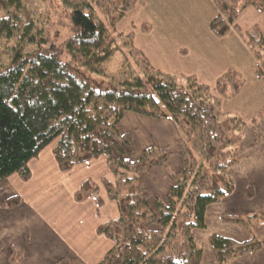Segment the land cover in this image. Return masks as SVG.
<instances>
[{
    "label": "trees",
    "instance_id": "obj_1",
    "mask_svg": "<svg viewBox=\"0 0 264 264\" xmlns=\"http://www.w3.org/2000/svg\"><path fill=\"white\" fill-rule=\"evenodd\" d=\"M57 1L74 28L63 42L54 35L48 0H0V208L21 204L18 194L4 198L3 184L12 176L30 181L31 162L49 148L62 173L106 157L112 177L86 179L73 194L77 204L93 200L98 217L108 200L118 207V217L96 228L112 243L98 264H205L196 231L206 229L208 207L235 191L231 169L241 160L246 126L258 119L222 108L223 97L242 90L243 75L229 69L212 87L156 67L135 44V32L118 28L139 0ZM211 1L218 10L211 31L223 37L237 30L259 63L255 76L263 78L264 34L259 25L242 31L237 20L249 7L264 14V0ZM141 27L152 31L148 23ZM127 112L173 121L181 134V171L171 170L173 151L160 146L137 157L133 133L119 128ZM158 167L174 178L164 198L143 178ZM254 194L249 187L247 196ZM221 221L245 227L250 238L211 234L212 264H232L264 247V213L224 214ZM23 257L13 245L11 263Z\"/></svg>",
    "mask_w": 264,
    "mask_h": 264
},
{
    "label": "crops",
    "instance_id": "obj_2",
    "mask_svg": "<svg viewBox=\"0 0 264 264\" xmlns=\"http://www.w3.org/2000/svg\"><path fill=\"white\" fill-rule=\"evenodd\" d=\"M217 13L215 12L216 15ZM152 31H154L153 26ZM234 31L239 34L237 30L234 29ZM231 33L230 30L225 36H218V38L225 40V37ZM242 40L249 47L243 37ZM194 54L195 51L192 48L184 46L182 43L175 50L174 58L179 63L184 61L187 64L188 59H192ZM196 54L207 61L208 65H205L204 62H196L195 64L190 62V65L193 66L189 68L190 70L184 71H170L156 65L146 55L156 67L164 71L174 74L195 75L199 82L205 84L208 83L199 78L196 71L197 67L202 68L205 72L209 67L213 68L217 71L216 79L229 69H235L244 75V72L242 73V70L232 62L230 51H224L216 61L200 52ZM251 63L253 64L252 60ZM258 65L257 61L255 67H251V73ZM262 81L263 78L255 76L253 82L256 83L255 86L257 87ZM238 95L223 97L221 100L223 110L235 114L236 109L228 108L227 105L232 103ZM119 128L122 132L131 131L133 133L137 157L146 148L157 145L173 151L170 160V168L173 172H179L183 169V158L180 152L181 134L173 121L169 119L156 120L134 112H127ZM239 152L241 160L237 166L231 169V176L236 184L235 191L221 202L208 207L206 212L207 227L204 230L196 231V234L204 241L205 264H212L213 251L209 241L211 234H219L237 241H246L250 238V233L245 227L222 222V215L245 216L256 212L264 213V112L257 119V123L246 126ZM113 153L116 157L120 155L117 150H114ZM31 168L33 176L30 181L24 182L18 176H12L5 182V194L7 192L9 193L7 196L18 194L22 201L13 210L0 208V243L4 245L0 252V264H13L10 261L13 245L20 246L24 250L23 260L18 264H55L63 257L68 258L70 264H98L109 251L112 243L104 236L96 233L97 226L104 221L101 220L102 212L100 217L97 216L94 201L89 199L82 204H77L73 200L74 204L70 211H74L75 208L74 214H63L62 208H60L57 214L48 218L40 200L48 190L58 189L62 187L63 183H67L68 180L72 181L78 176L79 179L74 186L70 183L61 188L65 189V193L72 199L82 181L86 179L99 180L103 176L109 177L107 158L101 157L90 163L78 165L68 173H62L59 171L49 148L42 153L39 159L31 162ZM143 178L152 193L162 198L167 195L174 184L172 173L163 167L155 168L150 173L143 175ZM249 187L254 189L253 198L247 196ZM77 205H82V208L79 210ZM87 212H89V216ZM64 216L67 218L62 221ZM51 218H60L58 229L46 227L44 224L43 220L52 223L54 220L51 221ZM85 220L87 222L83 226L82 222ZM232 264H264V247L257 252L236 259Z\"/></svg>",
    "mask_w": 264,
    "mask_h": 264
},
{
    "label": "rangeland",
    "instance_id": "obj_3",
    "mask_svg": "<svg viewBox=\"0 0 264 264\" xmlns=\"http://www.w3.org/2000/svg\"><path fill=\"white\" fill-rule=\"evenodd\" d=\"M48 1L51 10L50 18L54 23V35L59 41L63 42L70 37L74 30L69 12L63 10L57 0ZM216 8L211 0H139L135 9L119 23L118 28L123 32L133 30L136 34L135 44L141 47L156 65L170 71L187 70L193 66L190 65V62L194 64L204 62L205 65H208L207 61L196 54L198 52L216 61L224 51H230L232 62L242 70V73L244 72L245 85L236 99L232 103H228L227 107H233V109H236L235 114L251 122L252 119L259 118L260 114L264 112V77L262 83L256 87V83L253 82L255 80V70L251 73V67H255L257 59L251 49L243 42L241 34L239 33L240 37L233 27L230 29L231 35L225 37V40L218 38L211 32V22L216 16L215 12H218ZM142 23L152 25L154 31L144 33L141 27ZM237 24L242 31L254 25H259L264 34V14L253 7L247 8L240 15ZM182 43L195 51V54L191 57L192 59H188L187 64L184 61L179 63L174 58L175 50ZM196 71L201 80L206 81L212 87L215 85L217 71L213 68L209 67L205 72L202 68L197 67ZM109 177H112V174ZM78 179L79 176L73 178L72 181L68 180L67 183H63L62 187L48 190L45 193L40 202L43 204L48 218L57 214L60 208H62L63 214H74L75 208L74 211H70L74 204L73 199L65 193V189L61 188L70 183L74 186ZM3 186H5V183ZM8 194L7 192L4 198ZM102 194L106 196L104 190H102ZM77 206L79 210L82 208V205ZM78 212L80 213V211ZM87 213L89 216V212ZM118 215L119 211L116 203L113 200H108L107 205L102 209L101 220L106 222L118 217ZM65 218L67 217L64 216L62 221ZM59 219L51 218V221L54 220L52 223L46 220H43V222L46 227L58 229ZM86 222V220L82 222L83 226ZM68 229L71 230V228Z\"/></svg>",
    "mask_w": 264,
    "mask_h": 264
}]
</instances>
